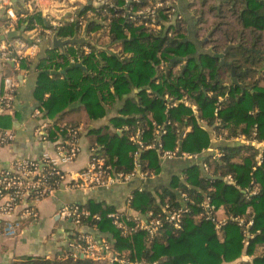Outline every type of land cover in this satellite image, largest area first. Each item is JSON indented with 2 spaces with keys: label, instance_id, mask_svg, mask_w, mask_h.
Instances as JSON below:
<instances>
[{
  "label": "trees",
  "instance_id": "1",
  "mask_svg": "<svg viewBox=\"0 0 264 264\" xmlns=\"http://www.w3.org/2000/svg\"><path fill=\"white\" fill-rule=\"evenodd\" d=\"M108 1L117 7L115 12L117 15L111 16L109 39L111 42L122 44L130 55L121 58L101 50L97 56L87 57L84 60L87 64L88 71H86L77 66L67 67L69 61L60 54L58 57L63 58L64 64L56 63V65L63 66L65 69L67 67L65 87L68 88L67 93L71 97L75 96L72 93L75 84L89 81L88 85H82L79 95L83 98L88 110L93 112L92 104L94 101L100 102L97 96L100 92L106 90L109 93L108 96L121 97L123 93L130 92L134 87L150 86L152 96L146 95L145 90L140 95V103L144 110L142 112L146 117L147 112L151 111L153 119L158 123L170 122L167 123V133L162 137L166 148L176 146L178 128L175 122L183 124L186 119L193 129L183 141L185 151L202 153L210 142L209 133L199 126L191 108L180 104L169 108L166 112V100L163 98L166 94L170 97L192 98L201 108L202 116L212 125L215 124L216 118H220L222 124L218 129L222 131L227 128V138L237 136L241 132L250 134L255 127L258 128L259 136L264 138V86L259 85V77L254 79L264 65V0H222L220 3L213 0L208 4H206L208 0H205L206 2L201 3L198 35L205 38L207 37L205 32H210L208 43L212 45V50L200 54L198 58L188 59L185 71L177 75L172 73V68L194 54L196 50L192 41H185L186 21L178 20L175 25L167 28L163 23L166 15L162 13L159 17L162 19L160 29L136 25L124 16L127 0ZM155 1L157 0H132L130 7L133 10H139L152 5ZM104 8V5L92 7L98 14ZM84 9L85 7L80 8V13H83ZM110 11L113 10L110 9ZM208 13L215 16L211 27L207 24L210 22ZM31 15L25 20L29 27L33 26L34 21L44 22L39 13ZM102 26L98 19H93L89 21L88 29ZM168 29L173 30L172 36L167 34ZM56 30L64 35L73 33L74 27L69 25ZM231 44H236V47L224 56L223 51ZM222 56L226 63L220 66ZM173 59L175 62L172 63L168 72V64ZM161 60L166 62L165 70H160L158 67ZM232 69L235 70L240 82H244L246 78L254 79L251 82V90L243 88L242 91V88L234 82L229 88L223 85L224 82L221 80L224 73L231 72ZM89 71L90 74H88ZM50 86L57 88V85L53 83ZM111 86L114 92H111ZM210 92L214 94L208 95ZM41 94H44L43 84L38 86L39 97ZM220 94L228 97L222 101L224 107L218 109L216 113ZM51 96L52 99L46 102L49 110L52 108L50 101L59 97L56 91L52 92ZM130 104L137 106L134 102ZM136 111H141V108H136ZM253 111L254 113H251ZM121 121L133 127L138 118L132 120L122 118ZM147 122L150 127L152 121ZM240 123L246 124L245 127H241V132L237 130ZM144 132L143 138H145ZM128 135L126 133L122 136L104 134L99 139L117 170L132 169V154L136 146L131 145ZM152 138L153 136L149 140ZM50 139L55 140V135L51 132ZM219 148L222 151L221 157L211 153L203 157L213 176L202 174L200 165H189L185 169V180L174 177L171 188L163 190L161 198L168 197V201L156 202L149 191L133 192L131 207L142 211L153 209L156 213L162 212L166 202L169 203L170 208L180 207L176 189L186 193L189 197L186 202L189 211L184 213L181 228L167 225L154 238L145 231L124 237L113 225L112 220L107 218V213L115 209L97 206L90 201L85 206L92 213H99L102 216V219L94 224L101 232L109 234L108 237L114 242L115 249L122 256L131 260L156 261L159 264H223L233 262L243 253H247L253 257L252 264H264V160L260 165L256 164L257 150L252 146L230 142L221 144ZM243 154L247 155L243 156L241 161H236V158ZM141 158L147 164L146 168L160 173L162 166L155 149L143 151ZM229 174L234 177V184L226 181L225 177ZM254 184L260 185L258 193L253 195L248 194V191L246 193L245 190L252 188ZM206 198L219 207L224 205L226 212L233 218H246L245 213L250 207L253 212V223L246 227L247 225H239L238 221L229 219L220 229H217L212 221L204 217L196 219V215L203 210L202 203ZM249 219L247 217L246 221ZM245 230L251 233L247 245L244 243ZM21 264H95V262L85 258L62 259L58 256L54 258L37 256L27 258Z\"/></svg>",
  "mask_w": 264,
  "mask_h": 264
},
{
  "label": "crops",
  "instance_id": "2",
  "mask_svg": "<svg viewBox=\"0 0 264 264\" xmlns=\"http://www.w3.org/2000/svg\"><path fill=\"white\" fill-rule=\"evenodd\" d=\"M63 1V8L61 9L62 13H59V15L66 13L68 14L74 6H77V4L80 6V8L85 7L83 14H87V12L93 10L92 7L96 6L94 4H90L87 0ZM204 1L205 0H178L176 4L177 14L181 15L182 19H184L187 23V36L185 37V41H192L196 46V50L194 54L186 57L184 61L179 62L172 68V73L174 75L179 73L182 74L185 71L186 68L184 69V67H187V61L191 57L198 58L200 54L208 53L212 50V45L208 43L209 37L203 38L198 35L197 27L199 16L196 17L192 6L193 2L201 4ZM212 1L213 0H208L206 4ZM216 1L220 3L222 0ZM20 2V0L17 2V10L19 9L18 6L21 5ZM30 16L32 15L21 17L17 22L19 31V35L17 36H21L29 42L32 41L29 39V32L31 31L32 27H29L28 22H25V20ZM41 17L44 19L43 15H41ZM4 20V15L0 12V27L2 26V22ZM37 22L43 25V30L40 32V38L46 34L45 30L52 29L53 23L51 19H44V24L38 20ZM88 24L86 25L87 34H85V32H81L76 25L65 22L63 23L64 26L62 27L73 25L74 31L73 33H67L64 35L59 33V37L67 39L77 35L78 38L85 37L91 42L87 41L83 43L68 44L66 45L65 50L62 51L60 48H56L53 45V34L54 32L58 31L55 30L52 32V34H50V36H45L43 39H40L37 48L32 50V55L25 59L21 64V69L16 71V75L20 81V84L14 96L12 107L10 109H4L3 111H0V128L4 130H13L16 136L11 143L7 145L0 144V170L9 168L11 164L17 159L38 158L46 150L53 151L54 146L51 143L40 140L35 134V129L40 123H46L49 126L50 132L53 133L55 137L62 129L74 126L81 127L82 152L76 161L65 166L68 172H75L85 167L94 152L105 156L106 159H108V161L113 164V162L108 158V154L104 145L99 142L100 137H102L104 134H118L120 136L124 135V133L129 134L128 139L132 145V137L135 136L139 129H142L143 131H146L144 132L145 138H143L146 143H153L159 139L165 150L178 149L179 151L190 153L183 149V141L193 129V126L188 123V119H186L183 124H180L177 121L175 122V125L178 128V140L176 146L174 148H166L162 137L167 133V123L170 122L167 121V123L162 124L158 123L155 119H153V113L151 111L147 112L146 117L145 114H143L142 111L144 110L143 105L140 103V95L145 90L144 93L146 95L152 96V90L149 88L150 86L146 88L134 87L130 92L123 93L121 97L108 96L109 93L106 90L104 92H100L97 95L100 99V102L95 103L94 101L95 104H92V107L94 105L93 112L88 110L83 98H81L79 95V91L82 90V85H88L87 83H89V81H85L81 84L79 82L77 85L75 84L73 87L74 89L71 88L74 90L72 93L75 94V96L71 97L67 93L68 88L65 87L67 67L71 68L77 64H82V66L77 67H81L88 71L86 66L87 64L84 63V60L87 57L97 56L101 50L106 51L110 55H118L121 58H126L130 55L125 51V48L122 44L118 42H111L108 33L104 32L102 27L89 30ZM234 45L235 46L232 47L227 53H225L227 49L226 48L223 51V55H227L233 48H235L236 44ZM85 47L91 48V53L86 56L84 55V59L81 61L73 63L70 56L74 55L78 51L83 53ZM60 54H63L67 61H69V65L67 64L68 66L66 69L63 66L57 67L56 65V63L64 64L63 58L58 57ZM224 56L221 58L220 66L226 63ZM222 60H224V62H222ZM11 67V65H8L6 70H11ZM169 71L170 68L168 66V72ZM88 74H90V71ZM235 76L237 78L236 74ZM258 77L260 78L259 85L264 86V65L259 70L257 77H254V79H257ZM254 79L246 78L244 82L238 81V83L242 84V87H240L242 88V91L244 90L243 88L251 90V82ZM221 81L224 82L223 85L226 88H229L232 82L236 83L233 81V75L230 72L224 73L223 80ZM1 82L2 80L0 78V83ZM52 83L56 84L57 88L54 89L53 86L51 87L50 85H52ZM40 84H43L44 86V94H41V97L38 95V86ZM110 90L111 92H114L113 86H111ZM54 91L57 92L59 97H55L54 100L50 101L52 108L49 110L46 106V102L52 99L51 95ZM213 94L214 92L208 93V95ZM102 96H105L106 98H103ZM228 96H223L221 94L218 95V106L216 107V113L218 109L224 107V105L222 106V101ZM163 98L166 100V112L169 110V108L176 107L180 104H184L191 108L199 126L209 133L210 142L208 147L205 148L202 153H196L198 154V157L196 158H164L162 156L163 150L157 146L149 148L155 149L157 151L160 165L162 166V170L160 173H157L156 177L154 178L148 179L145 182H142L139 179H133L127 184L115 185L110 188H97L88 191L59 190L54 195L40 200L37 203V210L39 213L38 217L32 219L31 221L22 222L23 225L21 226L20 234L17 238L0 237V264L22 263L27 258L37 256H46L48 258H54L58 256L62 258L68 243L78 232L92 233L97 237L109 236L107 232H101L98 227L94 228L92 223H87L84 226L77 227L71 219L64 217L62 214L60 215L61 208L65 205H80L87 208L85 205L92 201L97 206H107L112 207L115 210H124L131 213L145 214L148 210L142 211L127 205L128 196L133 195V192L136 190L149 191L152 195V198H154L156 202L160 203L161 201H168V197H165L164 199L161 198L162 192L164 189L171 188L172 179L174 177H179L180 179L185 180V169L189 165H200L202 174L210 175L211 177L213 176L210 168L208 170L204 169L203 165L205 161L203 157L205 154L210 153L218 157L219 152H222L219 148L220 145L231 142L228 140L230 137L227 138L226 136L228 135L227 128H224L222 131L218 129V127H220L222 124V120L220 118H216L214 125L208 123L207 120L202 116L199 105L188 96L179 98L170 97L168 94H166L163 96ZM130 102L137 103V106L134 104L129 105ZM138 107L141 108V111H136V108ZM37 109L41 111L40 115L36 114ZM102 111H104V113H101ZM251 113H254V111ZM122 118L129 120L138 118V121L135 126L131 127L129 123H124L121 121ZM150 120L152 121L150 126L152 130L150 129L147 122ZM155 123L159 126H164L166 128V133L161 136L156 135L157 126ZM245 126V123H240L237 127V130L241 132V127ZM133 129L135 130L132 131ZM152 136L153 138L149 140ZM245 155L247 154L238 156L236 161H241ZM115 159H117V157ZM142 162L144 163L143 160ZM144 164L147 165L146 163ZM230 184H234V182H230ZM259 190L260 185L254 184L252 188H247L245 192L247 193L248 191V194L253 195L258 193ZM176 191L178 192V201L181 204H186V202L183 200L184 192H180L178 189H176ZM215 206V221L203 216V210L196 215V219L204 217L212 221L217 229H220V227L229 219H235L232 217V215H229L226 212L224 205L220 207L217 205ZM252 216V209L248 207L245 217H249V221H252ZM240 218H243L246 221V218ZM245 244L247 245L248 243L246 242ZM252 259L253 257L251 255L243 253L239 259L233 262H225L223 264H252ZM95 264L108 263L95 262Z\"/></svg>",
  "mask_w": 264,
  "mask_h": 264
},
{
  "label": "built area",
  "instance_id": "3",
  "mask_svg": "<svg viewBox=\"0 0 264 264\" xmlns=\"http://www.w3.org/2000/svg\"><path fill=\"white\" fill-rule=\"evenodd\" d=\"M24 5L15 7L13 0H0V12L4 15L6 23L0 27V111L12 107L14 96L20 84L16 71L21 69L22 62L32 55V50L37 48L40 39L50 36L57 28L64 26L67 22L74 24L81 32L87 34L86 25L90 20L98 19L102 23V30L109 31L111 16L117 15V7L108 0H87L104 5L105 8L98 14L94 9L87 14L80 13V6H74L67 14L62 13L63 0H20ZM86 1V2H87ZM129 0L126 1L124 16L134 22L136 25H143L148 28L160 29V14H165L164 25L170 28L181 20V15L176 12L178 0H157L152 5L139 10H133L130 7ZM97 6V7H99ZM112 9L113 11H110ZM163 10V11H162ZM40 13L44 19H51L52 29L45 30L46 34L40 38V32L43 25L37 21L33 22L29 39L31 42L21 36L12 37L11 33L18 31L17 22L21 17ZM114 13V14H113ZM168 35L174 34L173 30L168 29ZM91 53V48L85 47L83 53L80 51L70 56L71 61L79 62L84 59V55ZM11 65L12 69L7 71L6 67ZM160 70H165L166 62L161 60L158 65ZM11 71V72H10ZM150 91V90H149ZM151 92V91H150ZM40 115L41 111L36 110ZM156 124V123H155ZM156 135L161 136L166 133L164 126L157 125ZM143 130L139 129L132 142L136 146L133 153L132 169L130 171L117 170L116 167L106 159L105 156L97 152L91 156L89 162L81 170L68 172L65 166L76 161L82 152L81 146V127H68L58 132L55 140L50 139V129L46 123H40L35 129L36 136L45 142L54 146L53 151L46 150L38 158H20L15 160L7 169L0 170V237L17 238L20 234L22 222L31 221L38 217L37 203L49 196L54 195L59 190H93L97 188H110L115 185L127 184L133 179H139L145 182L148 179L156 177L157 173L146 168L142 162L141 153L145 149L158 147L162 151L164 158H196V153H186L176 150H165L160 140L153 143H146L143 140ZM13 130H4L0 128V144L7 145L15 139ZM231 142L252 146L257 150L255 158L256 164L260 165L264 160V138L258 134V128L255 127L250 134L239 133L237 136L228 139ZM222 156L219 152L218 157ZM204 169L208 170V164L204 163ZM226 180L234 182V177L229 174ZM255 192V191H253ZM189 199L186 193H183V200ZM133 195H129L127 205L131 207ZM202 215L216 220V206L206 198L202 203ZM189 211L187 204H181L178 208H170L168 202L162 207V212L156 213L150 209L145 214L131 213L124 210H113L107 213V218L112 220L113 225L120 231L124 237H128L140 231H145L154 238L160 234L167 225L181 228L184 213ZM72 220L77 226L81 227L87 223H92L102 219L99 213H92L89 209L80 205H65L61 208L60 215ZM239 225L249 227L252 221H245L237 217ZM244 243H248L251 233L245 230ZM85 258L94 262H107L108 264H159L158 262H147L131 260L122 256L114 247V242L106 236L97 237L92 233L78 232L68 243L62 259ZM21 264V263H14Z\"/></svg>",
  "mask_w": 264,
  "mask_h": 264
},
{
  "label": "water",
  "instance_id": "4",
  "mask_svg": "<svg viewBox=\"0 0 264 264\" xmlns=\"http://www.w3.org/2000/svg\"><path fill=\"white\" fill-rule=\"evenodd\" d=\"M13 1L16 4L15 7L17 8V2L19 0H13ZM129 1H132V0H129ZM89 3L90 4H94L96 6H99V3H97V2L89 1ZM17 35H19V31H14V32L11 33V36L12 37H15ZM205 40H207V39H205ZM87 41L88 42H91L90 40L86 39L85 37L78 38L77 35H74L71 38L64 39V38L59 37V32L56 31L53 34V41L52 42H53L54 47L60 48L62 51H64L66 45H68V44H72V43H83V42H87ZM92 44H94V43H92ZM234 46H235L234 44L228 46L227 49H226V51H225V53H227ZM174 62H175V59H173L172 62L169 63V65H168L169 68L172 66V63H174ZM222 62H224V60H222ZM76 66H82V64H77ZM185 68H186V66L184 67V69ZM53 72H55V71H53ZM235 74H236L235 73V70L232 69L233 81H235L236 84H238L240 87H242V84L238 83V80H237Z\"/></svg>",
  "mask_w": 264,
  "mask_h": 264
},
{
  "label": "rangeland",
  "instance_id": "5",
  "mask_svg": "<svg viewBox=\"0 0 264 264\" xmlns=\"http://www.w3.org/2000/svg\"><path fill=\"white\" fill-rule=\"evenodd\" d=\"M20 4L23 6V5H24L23 1H21ZM193 6H194L193 10H194V13H195L196 17L199 16V20H201V16H200L201 14L199 13V12H200L199 10H201L202 8H201V6H200V3L194 2V3H193ZM208 15H209V17H210V22L207 23V24H209V26L211 27V24L214 22L215 16H213V15H211V14H209V13H208ZM208 15L206 16L207 18H208ZM203 18H204V16H203ZM4 23H6V20H4V21L2 22V25H3ZM206 33H207V37L210 38V32H209V31H206L205 34H206ZM103 37H104V36H103ZM230 73L232 74V70H231Z\"/></svg>",
  "mask_w": 264,
  "mask_h": 264
}]
</instances>
